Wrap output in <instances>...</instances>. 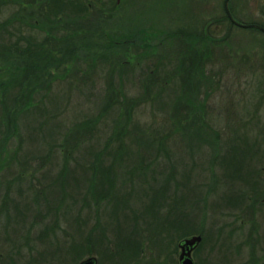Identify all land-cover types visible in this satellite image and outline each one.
<instances>
[{"label": "rangeland", "instance_id": "374dc122", "mask_svg": "<svg viewBox=\"0 0 264 264\" xmlns=\"http://www.w3.org/2000/svg\"><path fill=\"white\" fill-rule=\"evenodd\" d=\"M72 1L0 0V264H179L196 235L194 264H264L263 33L224 0Z\"/></svg>", "mask_w": 264, "mask_h": 264}, {"label": "trees", "instance_id": "16d2710c", "mask_svg": "<svg viewBox=\"0 0 264 264\" xmlns=\"http://www.w3.org/2000/svg\"><path fill=\"white\" fill-rule=\"evenodd\" d=\"M74 2H75V0L72 1V3H74ZM76 5H79V4H76ZM79 6L82 8V12L79 15H84V13H85V12H83V10L85 9L84 8V3L81 1V4ZM56 7H59V6L56 5ZM54 8L55 7H51L49 10L52 11V9H54ZM49 15H50L49 23L51 25H54V26L49 30V32H47V35L53 37L52 36L53 30L56 29L55 28V24H57V23L62 24L65 21L63 19H60L61 16H59L57 14H52V15L49 14ZM228 20H229V18L227 16V14L224 12V16H223L222 21L228 22ZM229 24L232 26V23H229ZM62 33H64L63 34V36H64L63 39H66V41H67L65 44L64 43L53 42V41H51V38H49V37H47V39H45L44 41L42 40L44 43L45 42L47 43L46 47L43 48V50H45V52L47 54V58L46 59H48L47 63H46L45 71L51 70L53 68H57V66H59L58 63L54 62L57 59L56 58L57 56H62L63 55L67 59H69V58H76L77 59L79 56H81V53L79 52V49L82 50V48L81 47H73V43H71L72 39H74L73 31L72 32L71 31L68 32V30L66 29L65 32L62 30ZM95 33H94V35H95ZM106 35H107V33H106ZM134 38H135V36H134ZM134 38L131 39L130 43H135V41H134L135 39ZM22 39H24V37H22L20 40H22ZM212 39L216 40V38H212ZM51 57H53V59H51ZM112 82H111V84H113ZM142 83H143L142 87L146 91V85H145L144 82H142ZM112 87H113L112 85L109 86L108 91H107L108 94H104L103 95L104 107H106V105H107V107L109 105H112V106H115V107L118 106V105L119 106L120 105L121 106L127 105L129 108H133L134 106L138 105V102L140 101V99H138L136 97L133 98V97L129 96L127 91L125 89H123V88H121L120 92H114V91L111 92L115 88V87H113V88ZM30 103H31V100H30ZM105 114H106V110H103V112H100L99 115H98V113H95L94 115L90 116V118L88 117L89 119L85 118V119H88L89 121L84 119L83 124H85L87 121L91 123V120L94 117H95L94 118L95 121L96 120H100L103 116H105ZM89 126L92 128V127H94L96 125H94V126L93 125H89ZM162 130H166V128H164ZM171 133L172 132L169 131L165 135L168 137V136L172 135Z\"/></svg>", "mask_w": 264, "mask_h": 264}, {"label": "water", "instance_id": "95a60500", "mask_svg": "<svg viewBox=\"0 0 264 264\" xmlns=\"http://www.w3.org/2000/svg\"><path fill=\"white\" fill-rule=\"evenodd\" d=\"M229 1L230 0H225V10L226 13L228 14L229 18L231 19V21L241 27L244 28H258L262 31H264V27L260 24H256V23H242L238 20H236L233 16L232 13L230 11V7H229ZM202 240V237L199 235L193 236L189 239H185L182 243H181V248H182V254H181V260H182V264H194L193 259L191 257V252L192 250L200 243V241ZM79 264H97V259L94 256L88 257L84 260H82Z\"/></svg>", "mask_w": 264, "mask_h": 264}, {"label": "flooded vegetation", "instance_id": "af4514ba", "mask_svg": "<svg viewBox=\"0 0 264 264\" xmlns=\"http://www.w3.org/2000/svg\"><path fill=\"white\" fill-rule=\"evenodd\" d=\"M225 1V0H224ZM230 10H231V13H232V16H234L235 18H236V16L234 15V12H233V10H232V8H231V0H230ZM229 18V17H228ZM237 19V18H236ZM229 23H231V21H230V19L228 20V24ZM254 23H257V22H254ZM258 24H260V25H262L263 27H264V24L263 23H258ZM229 26H231L230 24H229ZM234 26H236L235 24H232V26L231 27H234ZM263 32V31H262ZM263 34H264V32H263ZM189 237H185V238H183L180 242H179V247H181V243H182V241L183 240H185V239H188ZM198 246V245H197ZM196 246V247H197ZM195 250V249H194ZM193 250V251H194ZM192 251V252H193ZM192 252H191V257H192ZM192 259H193V257H192ZM179 264H182V260H181V257H179Z\"/></svg>", "mask_w": 264, "mask_h": 264}]
</instances>
